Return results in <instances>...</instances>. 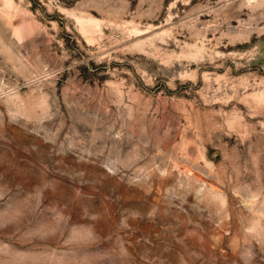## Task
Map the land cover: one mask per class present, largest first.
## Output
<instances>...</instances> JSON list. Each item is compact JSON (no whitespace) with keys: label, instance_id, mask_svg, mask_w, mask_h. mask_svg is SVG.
Here are the masks:
<instances>
[{"label":"rangeland","instance_id":"rangeland-1","mask_svg":"<svg viewBox=\"0 0 264 264\" xmlns=\"http://www.w3.org/2000/svg\"><path fill=\"white\" fill-rule=\"evenodd\" d=\"M0 264H264V0H0Z\"/></svg>","mask_w":264,"mask_h":264}]
</instances>
